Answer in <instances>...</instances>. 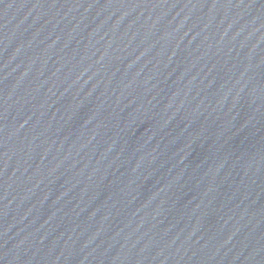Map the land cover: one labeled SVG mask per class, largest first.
Instances as JSON below:
<instances>
[{"label": "water", "instance_id": "obj_1", "mask_svg": "<svg viewBox=\"0 0 264 264\" xmlns=\"http://www.w3.org/2000/svg\"><path fill=\"white\" fill-rule=\"evenodd\" d=\"M121 264H264V0H244Z\"/></svg>", "mask_w": 264, "mask_h": 264}]
</instances>
